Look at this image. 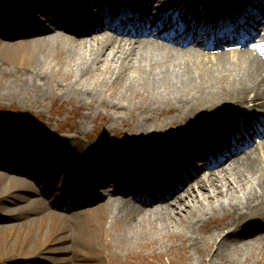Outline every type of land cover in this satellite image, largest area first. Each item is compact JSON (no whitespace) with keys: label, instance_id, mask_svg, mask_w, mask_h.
<instances>
[{"label":"bare ground","instance_id":"6f19581e","mask_svg":"<svg viewBox=\"0 0 264 264\" xmlns=\"http://www.w3.org/2000/svg\"><path fill=\"white\" fill-rule=\"evenodd\" d=\"M69 1L85 2L0 0L4 7L0 8L2 12H17L15 24L18 28L13 34L0 30V60L3 62L11 55V59L17 61L21 70L16 78L24 85L26 97L43 99L50 96L54 88L62 86L66 93L78 98L85 96L91 103L106 93L114 96L110 104L119 111L135 106L139 111L140 135L127 137L133 143L144 140L146 145L154 144L153 156L146 160L141 147L135 143L113 145L109 159H97L84 141L77 138L69 141V150L62 153L63 162L52 170L54 177L60 173L69 179L72 173L76 174L75 182L65 179L63 182V177L59 176V191L68 192L66 203L57 198L51 203L32 198V195L39 196L51 190V179L43 184L39 177L32 176V171L20 169V166L13 167V174L0 169V222L4 223L0 230L4 229L14 241L6 248L8 254L4 264H14L28 256L47 258L48 264H90L86 262L105 257L111 264L114 243L110 239L102 241V235L110 237V229L121 220L132 228L161 232H174L182 225L196 232L214 220L216 232L206 243L212 249L204 258L209 264H215L216 258L232 259L231 255L239 250L247 253L262 246L264 249V139L246 156L240 158L241 153L237 155L239 158L234 157L222 170H212L213 163L205 158L203 145L205 141L220 142L219 133L228 130L229 122L222 126L214 124L217 118L228 119L229 109L245 108L249 104H253V108L264 107V23L259 27L260 39L252 36L243 42V48L230 50L239 40L234 28L223 27V32L219 31L213 41L201 43L195 39L208 29V22H195L190 17L184 19V23L188 22L191 28L184 36L180 35V25H175L178 17L170 15L178 9L188 10L196 0L173 8L162 19L145 21L151 28L147 33L141 22H136L133 30L122 22L109 33L104 31L108 23L97 28L92 24L94 18L83 22L82 18L87 15L80 11L76 19L80 28H76L73 25L75 17L71 18L69 12ZM158 1L168 7L180 0ZM225 1L233 7L239 5L236 0ZM136 2L142 4V1ZM154 2L151 0V8L160 5ZM116 3V0H105L103 6L108 4L111 9L100 6L99 18L106 20L115 16ZM48 15L52 20L45 23L42 17ZM246 20L252 19L247 17ZM163 29L166 32L162 33ZM207 48H213L214 56ZM16 52L21 53V58ZM98 71L101 74L93 82L92 77ZM164 110H176L180 122H190L189 128L174 129L170 135L162 132L168 126L162 124L158 129L154 122L150 123L155 113ZM249 125L264 135L256 124ZM9 127L8 122L0 119V132L7 134L10 141L6 148L0 147V159L18 160L22 151L11 144L18 132L15 127L12 131ZM19 129L23 130L20 139H32V128L20 125ZM240 130L236 128L241 138ZM184 153L189 162L201 166L196 168L177 158L179 155L185 158ZM45 154L46 157L42 153H34V156L24 153L23 157L36 165L43 158L49 160L51 153ZM195 159H202V162L194 163ZM2 166L4 163L0 161V168ZM201 168L205 169V176ZM149 181L157 188L155 194L147 196L148 200L161 201L150 207L144 206L143 197L140 199L144 201L138 197L142 196L140 186ZM107 190L113 191L107 194ZM179 190L182 193L177 196ZM15 201L24 204L10 208ZM81 205L85 208L74 212ZM61 211H73V220ZM254 211L260 213L254 215ZM218 214L233 218L217 220ZM75 226L80 230L77 241L71 231ZM91 230L94 233L87 235ZM68 241L74 243L70 245ZM61 253L63 257L56 260L55 255Z\"/></svg>","mask_w":264,"mask_h":264},{"label":"rangeland","instance_id":"374dc122","mask_svg":"<svg viewBox=\"0 0 264 264\" xmlns=\"http://www.w3.org/2000/svg\"><path fill=\"white\" fill-rule=\"evenodd\" d=\"M86 1L90 4L93 3L92 0ZM154 1L157 2L158 0ZM0 8L4 7L0 5ZM90 9H96V6L90 5ZM1 12L2 9H0V30H3V25H6V28H8L10 32L18 31L15 19L13 18L17 16V12H2L3 14H1ZM20 13L24 15L23 10H21ZM43 19L46 23L47 17ZM5 20L7 21L6 23ZM256 37L258 39L261 38L259 30ZM16 53H18L17 57L21 58V53ZM210 55L214 56L213 53H210ZM12 56L15 57L14 55ZM11 58L10 55L9 59L7 58L3 60V62L0 60V119L8 122L11 126L9 127L11 131L13 127H15L16 133L18 132L16 136L17 139H20L19 137L23 135V132H19L20 125H25L33 129L34 134L32 137H35V142L30 143L32 147L24 148V150L22 149L21 151L36 150L41 151L42 154L51 153V160L54 162L57 161L58 163L63 150H69V141L77 138V140L84 141L87 144L88 149L97 159H109V150L113 145L120 146L122 144L128 146L136 143L135 145L141 147V154L146 158L153 154L154 144L151 142L146 145L144 140H135L133 143L132 140L127 137V135L130 134L135 136L140 135L138 132L139 128L137 127L139 124V111L135 106H132L133 108L131 107V110L119 111L111 107L110 101L115 99L113 98L114 96H109L106 93L102 98L95 99L91 103L89 98L85 96L83 98H78L77 96L66 93V91L61 89L62 86L54 88L50 96L43 99H33L31 95L26 97L24 96V85L16 78L17 73H19L21 69L18 67L17 61ZM4 69H6L7 75L4 74ZM100 74L101 72H96L93 75L94 77H92V81H96ZM233 112V110L230 111V113ZM177 113L176 110L157 112L150 123L154 122L155 127L158 129L162 127V124L168 126L162 132L165 131V133L168 132L169 134L173 133L174 129L179 130L185 126L189 128L190 122L188 120L180 122L178 120L179 118L176 117ZM10 130H7V133H10ZM47 133L50 136L52 135V137H49ZM0 135V147L6 148L9 136L7 134L5 135V133H0ZM17 139L14 144H11H16V147L23 148L22 140L20 141ZM65 139L67 140L65 141ZM50 141L53 143H50ZM94 143H98L100 149L104 152L103 154L93 152L92 144ZM5 162H7V164L12 163L14 166L16 165L9 160ZM7 164L4 166L5 168L3 167L0 169L13 174V168H8L9 166L7 167ZM229 164L230 163H227L225 167L229 166ZM42 165L43 164L34 168L33 177L45 173L46 170H43ZM29 166L30 165H28V167ZM25 167H27V163H25ZM201 173L202 176L207 174L204 170H202ZM53 196H55V191L53 193L45 191L40 193L39 196L32 195V198H42L44 202L51 203V200L55 199ZM146 202V205L149 207L160 203L158 200L153 199H149ZM23 204L24 202L15 201V204L9 206L13 208ZM78 211L79 210L76 209L74 210V212ZM61 212L66 213L67 216L69 215V218H71V221L73 220L72 218H74V215L71 214L73 211ZM250 212L251 211L248 213ZM259 213L260 211L253 212L254 215ZM231 218H233V216L230 217L227 214H218V217L216 216L217 220L224 221H229ZM215 223L214 220H211L208 225L203 226L202 229L196 232L188 231V228L182 224V226L175 229L174 232H161L160 230L150 231L143 228H132L131 224H127L121 220L118 225L110 229V237L102 235V241L106 242L107 239H110L114 243V247L111 249V264H209V262L205 263L204 258L207 255V251L212 249V246L206 245V243L211 240V235L216 232L217 227ZM3 224L4 223L0 222V227ZM90 227H93V225L91 224ZM71 231H73L76 241L80 240L78 234V232H80L79 228L75 226ZM91 232L92 233L89 232L87 235L94 233L92 230ZM83 241L87 242L84 239ZM13 242L14 241L7 236L4 229L0 230V264H4L3 260L8 254L6 248L10 247ZM73 243V241L67 242V244L70 245ZM262 247L255 249V251L250 250L247 253L243 250H239L236 254L231 255L232 259L216 258L213 261L215 264H264V249ZM55 257H57L56 260H59L63 255L61 253V255H55ZM47 260V258H33L28 256L14 264H45ZM86 263L108 264L105 257L101 260L93 259Z\"/></svg>","mask_w":264,"mask_h":264},{"label":"water","instance_id":"95a60500","mask_svg":"<svg viewBox=\"0 0 264 264\" xmlns=\"http://www.w3.org/2000/svg\"><path fill=\"white\" fill-rule=\"evenodd\" d=\"M96 147H98V144H94Z\"/></svg>","mask_w":264,"mask_h":264}]
</instances>
